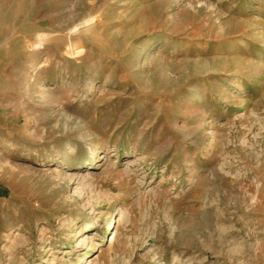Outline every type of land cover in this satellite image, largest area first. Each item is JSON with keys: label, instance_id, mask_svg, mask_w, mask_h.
I'll return each mask as SVG.
<instances>
[{"label": "rangeland", "instance_id": "1", "mask_svg": "<svg viewBox=\"0 0 264 264\" xmlns=\"http://www.w3.org/2000/svg\"><path fill=\"white\" fill-rule=\"evenodd\" d=\"M0 264H264V0H0Z\"/></svg>", "mask_w": 264, "mask_h": 264}, {"label": "bare ground", "instance_id": "2", "mask_svg": "<svg viewBox=\"0 0 264 264\" xmlns=\"http://www.w3.org/2000/svg\"><path fill=\"white\" fill-rule=\"evenodd\" d=\"M40 48V45H37V46H35L34 48H28V51H31V52H34L35 50H37V49H39ZM41 95H42V97L44 98V99H46V97L48 96V93H46V92H41L40 93ZM93 149V148H92ZM91 149V150H92ZM74 151H76V148L75 147H73V146H69V152L67 153V156H69V155H71Z\"/></svg>", "mask_w": 264, "mask_h": 264}]
</instances>
